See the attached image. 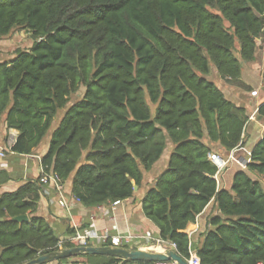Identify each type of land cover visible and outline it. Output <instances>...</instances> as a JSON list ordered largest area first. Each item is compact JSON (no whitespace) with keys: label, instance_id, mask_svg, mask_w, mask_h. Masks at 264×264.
<instances>
[{"label":"trees","instance_id":"1","mask_svg":"<svg viewBox=\"0 0 264 264\" xmlns=\"http://www.w3.org/2000/svg\"><path fill=\"white\" fill-rule=\"evenodd\" d=\"M17 28L33 44L0 63V121L18 131L13 152L34 153L67 107L41 163L91 208L133 197L172 143L142 202L159 236L185 258L195 250L201 264H264V138L221 187L210 154L245 145L249 113L207 78L214 66L244 84L264 36V0H0V38ZM256 115L264 122V101ZM9 180L0 171V264H25L62 237L38 214L41 176L1 190ZM212 201L218 213L195 242L185 230ZM21 215L29 220H14Z\"/></svg>","mask_w":264,"mask_h":264},{"label":"crops","instance_id":"2","mask_svg":"<svg viewBox=\"0 0 264 264\" xmlns=\"http://www.w3.org/2000/svg\"><path fill=\"white\" fill-rule=\"evenodd\" d=\"M5 40V39H4ZM3 40V41H4ZM2 41V42H3ZM0 43V63L10 61L17 55L19 46H9L3 42ZM7 47V48H6ZM10 47V48H9ZM254 63L248 62L244 64ZM252 70L246 75L243 70L242 82L258 91L257 96H252L251 92L245 85L234 84L224 80L216 70L214 66L211 68V72L207 75V78L214 81L225 93V95L236 102L238 105L243 106L255 114L257 113L259 105L264 101H261V97H264L262 90L263 79L257 76V66L251 65ZM255 69V70H254ZM252 74L254 76H252ZM263 81H262V80ZM264 122L259 121L257 118L251 120L248 123V127L245 133V145L241 146L231 152L225 150H216V153L220 154L224 158L228 159L231 155V165L222 170L217 178L221 187L230 188L233 183V178L238 170L245 169L247 163L250 160L251 150L253 146L264 136H260ZM55 125V120L54 124ZM59 125V124H58ZM53 130L56 128H53ZM11 129H8L4 119L0 121V147L4 149V156L0 155V171L4 170L10 176V180L3 184L1 190H15L24 183L35 180L42 176L43 167L41 163L42 156L47 152L48 146L51 140V135L45 138L42 144L32 154H18L9 150L7 144V137ZM173 150L172 143H169L160 161H158L154 167L145 173L144 183L141 187L135 190V195L130 199L121 201L118 205H114L113 202L100 205L98 207H86L81 202L75 200L71 193L72 181L65 183V192L69 199V207L61 208L57 204L55 191L52 188V195H43L39 203L38 214L46 217L52 224L56 232L61 237H67L72 233L76 227L84 228L90 226L92 223L96 228L101 231L109 229L111 232H134V233H150L154 236H159V228L146 217L143 210V198L153 184L154 180L162 173L168 166L169 157ZM235 162V168L231 170L228 177L225 173ZM218 213V208L215 201H212L208 207L197 217L196 222L190 224L185 230L195 242L202 239V234L207 231L208 222L211 217ZM83 260V259H82ZM84 261V260H83ZM50 264H87L81 262L78 259L70 258L63 262H53Z\"/></svg>","mask_w":264,"mask_h":264},{"label":"built area","instance_id":"3","mask_svg":"<svg viewBox=\"0 0 264 264\" xmlns=\"http://www.w3.org/2000/svg\"><path fill=\"white\" fill-rule=\"evenodd\" d=\"M253 95L257 96L258 91H253ZM18 131L11 129L8 137L7 144L9 150H12V146L16 142ZM0 155L4 156V149L0 147ZM210 159L218 167V174L224 170L231 159V155L228 159L224 158L218 153H211ZM218 176V175H217ZM41 182L44 184V194L52 195L51 189L55 191L56 201L59 207L68 208L69 199L65 192V183L62 182L61 178L56 173H45L41 176ZM75 198V197H74ZM75 200L79 201L75 198ZM121 201L113 202L114 205H118ZM68 241L74 246H89V245H115V246H126L137 249L157 250L166 251L169 248H176V244L162 239L160 236H154L150 233H120L111 232L109 229L99 231L94 223L88 227L75 228L67 237H62L59 242V248L66 247L64 243ZM190 264H201L200 258L195 250L190 251V257L186 258ZM152 264H178L177 261H158Z\"/></svg>","mask_w":264,"mask_h":264},{"label":"water","instance_id":"4","mask_svg":"<svg viewBox=\"0 0 264 264\" xmlns=\"http://www.w3.org/2000/svg\"><path fill=\"white\" fill-rule=\"evenodd\" d=\"M138 186L135 187V190ZM16 221H28V215L14 217ZM87 255H101L115 257L123 260L135 262H158L177 261L178 264H190L176 248H169L166 251L137 249L126 246L115 245H89V246H68L62 247L52 252L39 255L37 258L25 264H50L64 259L76 258Z\"/></svg>","mask_w":264,"mask_h":264},{"label":"rangeland","instance_id":"5","mask_svg":"<svg viewBox=\"0 0 264 264\" xmlns=\"http://www.w3.org/2000/svg\"><path fill=\"white\" fill-rule=\"evenodd\" d=\"M2 41L5 42L8 46H9V44L10 45L12 44L13 46H19L20 48H18V50H28L31 47V45L33 44V39L31 38L30 33H28L26 30H24L22 28L15 29L12 32V34L9 35V36H7V37H1L0 38V43L4 44ZM258 44L259 45H258L257 58L255 59L254 63L247 64L244 67V70H245V74L247 75L250 72V69L252 70V67H250V66L253 65V64H255L257 66V69H256L257 76L260 77V78H262L264 80V36H263L262 39L259 40ZM252 76H254V75L252 74ZM237 84H241V83L240 82H237ZM251 90H253V89L250 87L248 92H251ZM254 91H257V90H254ZM82 94H83V89L78 94H76V95L73 96L72 101H76ZM251 94H252V96H254L253 95V91L251 92ZM263 100H264V97L262 96L261 97V101H263ZM66 111H67V107L61 109L58 112V114L55 117V125L53 126V128H55V127L58 126L60 120L62 119V117H63V115L65 114ZM248 113H249V122L251 120H255L257 118V115L254 112H252L251 110H249ZM51 134H52V132L50 131L45 138H48V136H50ZM259 135L260 136H262V135L264 136V124L262 126V130L260 131V134ZM212 153H216V150H213ZM229 165H231V161L228 162L227 166H229ZM235 166L236 165H235V162H234L232 164V168L230 167L228 169V172L225 173V176L226 177L229 176L231 170H233L235 168ZM74 259H78L81 262H85V261H83L80 258H74Z\"/></svg>","mask_w":264,"mask_h":264}]
</instances>
